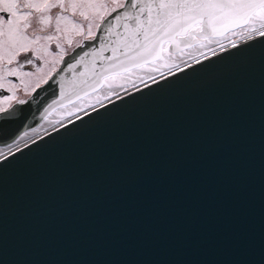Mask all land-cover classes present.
<instances>
[{"label": "water", "instance_id": "water-1", "mask_svg": "<svg viewBox=\"0 0 264 264\" xmlns=\"http://www.w3.org/2000/svg\"><path fill=\"white\" fill-rule=\"evenodd\" d=\"M235 50L0 157V264H264V42ZM46 87L0 146L62 107Z\"/></svg>", "mask_w": 264, "mask_h": 264}, {"label": "snow or ice", "instance_id": "snow-or-ice-1", "mask_svg": "<svg viewBox=\"0 0 264 264\" xmlns=\"http://www.w3.org/2000/svg\"><path fill=\"white\" fill-rule=\"evenodd\" d=\"M229 34H238L244 41L255 40L253 44L264 42V0H0V94L11 93L0 96V126L17 115L12 107L14 99L19 105L29 102L17 98L21 89L14 81L24 86L26 95L41 84L47 85L43 94L51 90L55 95L58 89V98L41 106L47 114L56 105L67 108L64 101L72 105L67 116L50 121L53 131L59 132L56 125L68 129L64 120L75 125L71 117L80 122L85 116L90 119L89 108L96 115L100 113L97 105L109 109L105 100L112 107L116 101H126L121 90L131 95L129 87L116 81L128 80L124 73L131 66L148 65L153 71L163 66L169 76L179 78L178 73L186 75L188 69L196 71L207 64L202 61L218 60L210 59L217 56V49L210 47L213 42L221 53L228 47L236 49L227 55L253 45L240 48ZM173 55L180 56L181 62L169 63ZM159 75L165 79L163 71ZM33 77L37 79L30 83ZM138 79L152 90L142 76ZM148 79L158 84L155 76ZM130 84L144 93L136 80ZM106 86L103 96L97 95L95 103L85 107L84 98ZM31 100L41 104V94ZM77 101L82 103L77 105ZM42 127L33 126L12 143L5 142L6 151L0 150V157L7 161L16 152L22 154L21 141L28 149L29 139L31 144H38L34 137ZM44 133L51 135L48 129Z\"/></svg>", "mask_w": 264, "mask_h": 264}, {"label": "rangeland", "instance_id": "rangeland-1", "mask_svg": "<svg viewBox=\"0 0 264 264\" xmlns=\"http://www.w3.org/2000/svg\"><path fill=\"white\" fill-rule=\"evenodd\" d=\"M230 36V39L237 42V41H240L241 40V37L237 34V35H233V34H229ZM223 40V38H221ZM223 42L227 45L228 44V41L227 40H223ZM210 47L212 48H216L217 50H219V46L216 44V43H212L210 44ZM188 52H192L193 54H197L196 53V50L194 49H188L186 50ZM165 55L167 56L168 53L166 52ZM184 59H188L187 56H184L183 57ZM175 61L176 63H180L181 62V57L180 56H177V55H173L172 58L169 60V63H171L172 61ZM189 62H191L189 60ZM155 63V62H154ZM43 70L46 72L48 69L47 67L43 66ZM159 71H163L164 73L168 72V69L167 67H163L161 66ZM159 71H153L152 67H149L148 65H143V66H139V67H136V68H133L131 70H129V72L127 73H124V75H127L129 77L128 80H123V79H117V83H123L125 84V86L129 87V89H132L131 88V84H130V81L131 80H136V83L139 85L143 84V83H140L138 77H143L147 82L149 81L148 77L151 75V76H159ZM37 79V77H33L31 78V81L30 83H35V80ZM14 83L17 84V86L21 89L20 91L17 92L16 96L17 98L19 99H24L27 95L25 94V92L23 91V85L20 84L18 81H14ZM107 86L104 87V88H101L99 90L98 93H93L90 97H85L84 98V101L83 103L85 104V107L87 106V103H95V100H96V97L97 95L99 96H103V94L107 91ZM31 92V90L29 91V93ZM121 93H123V91L121 90ZM8 95H11V93H9ZM15 101V99L13 100V102ZM107 101V100H105ZM104 101V102H105ZM12 102V103H13ZM80 103H82V101H77V105H79ZM68 108H72V105H67V108L65 107H61L59 109H56L54 112H52V114H50L45 120H43L42 123H40V125H38L37 128H40L41 125H43V127L41 128V131L40 133L44 132V129H51L53 128L52 127V124L50 123V121H55V120H58V119H62V117L64 116H67L68 115ZM90 109V108H89ZM72 118V117H71ZM66 121V120H64ZM63 121V122H64ZM31 131V130H30ZM29 131V132H30ZM31 140V139H29ZM23 141H21L20 143H22ZM0 150H4L6 151V149L4 148V146H1L0 147Z\"/></svg>", "mask_w": 264, "mask_h": 264}, {"label": "bare ground", "instance_id": "bare-ground-1", "mask_svg": "<svg viewBox=\"0 0 264 264\" xmlns=\"http://www.w3.org/2000/svg\"><path fill=\"white\" fill-rule=\"evenodd\" d=\"M88 110H89V109H88ZM80 114H82V113H80ZM72 118H74V117H72ZM72 118H71V119H72ZM66 121H67V120H66ZM66 121H64V122H66ZM43 133H44V132H43ZM43 133H41V134H43ZM41 134H40V135H41ZM40 135H39V136H40ZM22 144H24V143H22ZM22 144H20V145H22ZM20 145H19V146H20Z\"/></svg>", "mask_w": 264, "mask_h": 264}, {"label": "flooded vegetation", "instance_id": "flooded-vegetation-1", "mask_svg": "<svg viewBox=\"0 0 264 264\" xmlns=\"http://www.w3.org/2000/svg\"><path fill=\"white\" fill-rule=\"evenodd\" d=\"M9 93H7V95H8Z\"/></svg>", "mask_w": 264, "mask_h": 264}]
</instances>
